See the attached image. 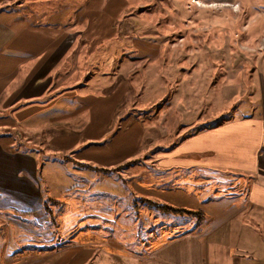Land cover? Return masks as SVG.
<instances>
[{
  "label": "rangeland",
  "instance_id": "obj_1",
  "mask_svg": "<svg viewBox=\"0 0 264 264\" xmlns=\"http://www.w3.org/2000/svg\"><path fill=\"white\" fill-rule=\"evenodd\" d=\"M24 8L30 18L44 10L39 16L44 25L52 23L55 10L62 36L78 32L60 62L81 68L77 82L88 76L91 90L104 94L124 84L129 89L105 135L93 144L86 138L71 148L52 142L55 135L83 130L86 122L78 116L1 125L0 135L37 163V175L28 176L42 183V194L26 201L0 190V264H52L74 249L88 255L72 264H122L129 257L143 263L184 226L207 227L212 221L207 210L216 206L208 202H243L248 179L240 183L231 173L242 171L231 169L226 176L197 164L164 162L167 153L204 131L262 114L264 0H26ZM116 135L128 144L121 154L107 151L101 160L85 153L111 148ZM132 146L138 148L128 153ZM80 161L116 168L92 169ZM177 187L199 190L205 200L196 204L204 217L184 214L192 216L191 226L179 214L157 209L193 203L172 195ZM259 213L251 207L211 228L203 238L206 255L211 241L229 243L236 252L241 226L236 224L260 231ZM252 250L251 264H261L260 250Z\"/></svg>",
  "mask_w": 264,
  "mask_h": 264
},
{
  "label": "crops",
  "instance_id": "obj_2",
  "mask_svg": "<svg viewBox=\"0 0 264 264\" xmlns=\"http://www.w3.org/2000/svg\"><path fill=\"white\" fill-rule=\"evenodd\" d=\"M25 4L26 0H0V130H2L1 125H11L15 121L28 122L42 119L55 122L67 116L75 119L78 116L86 122L83 130L55 135L52 142L56 144L55 147L71 148L81 138H86L93 144V140L105 135L114 119L116 108L129 87L124 84L111 93L104 94L91 90V80H88V76L84 77V81L77 82V73L81 68H78L77 64L60 65V62L68 56L66 54L77 40L78 32H66L62 36L61 29L55 25L56 20L61 19V17H55L59 12L56 13L55 10L51 12L52 23L44 25L43 19L39 18L44 10L41 13L37 11V14L30 18L26 14L27 10H24ZM116 4L118 6L119 1ZM47 12L49 13V10ZM75 22L79 21L75 20ZM84 36L89 37L87 34ZM73 62L78 63L79 59H74ZM262 89L263 95L260 96L264 98V88ZM262 109L260 115L232 118L222 125L188 139L186 144L167 153L170 155L167 157L169 161L164 162L170 165L172 163L197 164L200 165L199 170L209 167L222 170L220 174L226 176L231 175V169L242 171L231 173L233 178L240 176V180H243L240 183L247 184L248 179V193L245 198L240 199L243 202L245 200V203L236 205L235 200L227 198L220 199L222 201H210L207 203L208 206L210 204L216 206L207 210L210 213L207 215L212 220L207 227L197 226L192 230V227L184 226L179 235L171 237L158 254L156 252L145 262L129 257L122 264H207V260L210 264H251V260L255 258L252 249L260 250V256L256 257L262 259L261 264H264V108ZM132 128L140 129L136 125ZM78 132H81V135H78ZM120 133L125 132L122 130L118 132ZM117 135L116 142L114 141L111 148L98 147L95 150L99 152H90L88 148L89 152L85 151V153H95L101 160L105 159L107 151L121 154L124 146L128 144L123 137L119 138ZM0 137H4L0 140V190L22 196V199L26 201L37 199L42 194V183L38 185L29 179L30 174L37 175V163L35 164L29 152L13 148L11 145L13 140L6 135L2 133ZM134 148L138 147L132 146L128 153ZM90 150L93 151L92 146ZM79 163L84 164L85 167L106 171L116 168L103 167V165L100 167L83 161ZM123 165L124 163L119 167ZM21 171L25 172L24 178L20 177ZM223 179L227 180L225 177ZM201 184L204 182H199V185ZM172 191L177 193L172 195L178 196L183 203H193L190 205L164 203L184 208L178 211L165 210L156 205L157 209L179 214L183 220L186 219L189 222L190 226L194 222L193 218L192 216L185 218L184 214H197L201 218L205 216L203 213L205 210L196 209V204L199 206L201 200L205 201L202 196H199V190L194 192L188 188L177 187V190L172 189ZM224 200L229 201L228 204ZM251 207L260 210L261 230L258 231L240 222L236 224L241 225L234 249L236 252L229 243L211 241L208 246L209 253L206 255L203 238L209 235L211 228L222 227L228 219L232 220ZM251 233H255L259 238L256 239V235L251 237ZM81 248L84 250L83 247ZM246 250H251L252 255ZM79 255L78 250L74 249L61 255L52 264H68L69 261L70 264L77 263L83 260L88 252L85 251L83 255Z\"/></svg>",
  "mask_w": 264,
  "mask_h": 264
},
{
  "label": "trees",
  "instance_id": "obj_3",
  "mask_svg": "<svg viewBox=\"0 0 264 264\" xmlns=\"http://www.w3.org/2000/svg\"><path fill=\"white\" fill-rule=\"evenodd\" d=\"M159 207L165 209V210H174V211H178V210H183L184 208H178V207H174L168 204H158ZM191 211V210H188Z\"/></svg>",
  "mask_w": 264,
  "mask_h": 264
}]
</instances>
